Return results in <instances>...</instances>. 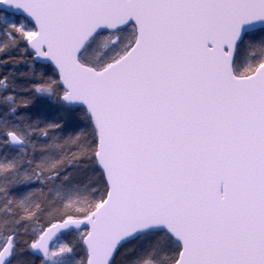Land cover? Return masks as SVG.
<instances>
[{"label": "snow or ice", "instance_id": "snow-or-ice-1", "mask_svg": "<svg viewBox=\"0 0 264 264\" xmlns=\"http://www.w3.org/2000/svg\"><path fill=\"white\" fill-rule=\"evenodd\" d=\"M0 264H264V0H0Z\"/></svg>", "mask_w": 264, "mask_h": 264}]
</instances>
